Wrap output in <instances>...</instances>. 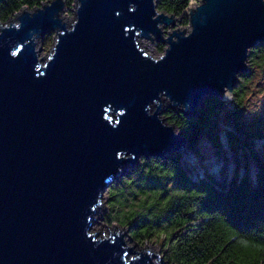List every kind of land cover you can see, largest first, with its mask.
Wrapping results in <instances>:
<instances>
[{
  "label": "water",
  "instance_id": "obj_1",
  "mask_svg": "<svg viewBox=\"0 0 264 264\" xmlns=\"http://www.w3.org/2000/svg\"><path fill=\"white\" fill-rule=\"evenodd\" d=\"M191 1L175 17L156 0H73L67 21L65 1L48 0L0 22V264H166L127 245L128 225L92 224L139 156L185 147L162 112L190 118L208 96L234 104L264 42V0ZM183 15L189 29L164 31Z\"/></svg>",
  "mask_w": 264,
  "mask_h": 264
},
{
  "label": "trees",
  "instance_id": "obj_2",
  "mask_svg": "<svg viewBox=\"0 0 264 264\" xmlns=\"http://www.w3.org/2000/svg\"><path fill=\"white\" fill-rule=\"evenodd\" d=\"M45 1L0 0V22L23 6L33 9ZM64 1L71 6L73 0ZM188 1L156 0V5L177 17ZM179 24H188V17ZM247 64L249 72L239 74L233 88L234 104L208 96L190 118L171 108L164 114L183 133L185 148L195 152L203 136L220 149L221 121L231 125L224 131L234 165L229 177L192 178L179 155H166L141 158L108 188L113 208L107 219L128 225L139 244L160 242L169 264H264V116L253 112L247 118L244 103L250 70H264V42L250 48ZM256 139L263 140L258 149Z\"/></svg>",
  "mask_w": 264,
  "mask_h": 264
},
{
  "label": "rangeland",
  "instance_id": "obj_3",
  "mask_svg": "<svg viewBox=\"0 0 264 264\" xmlns=\"http://www.w3.org/2000/svg\"><path fill=\"white\" fill-rule=\"evenodd\" d=\"M197 1L198 0H193V2L195 3H197ZM63 16L67 19V21H70L72 19L73 17L72 4L71 6L66 5L65 10L63 11ZM180 21L181 20H178L171 27L164 26V31L176 27L177 28L186 27L189 29L188 24L180 25L179 24ZM53 35L54 32L52 31L50 33L41 36V46H40L41 52L39 53V57L44 55L51 48L53 42ZM140 42H141V46L153 57H159L163 53V50L165 48L164 46L163 50H160L159 48L160 43H156L151 40L142 39ZM250 72L252 76L250 81L246 84V94L244 100L246 106L247 118H250L253 112H258L261 116H264V70L251 69ZM165 110L162 112L161 114L162 116H164L166 112ZM229 128H231V125H228L226 122L221 121L220 127L218 129L222 140V147L220 149L212 146L208 141V139L205 136H203L199 141L198 150L196 152L187 150L184 147L179 152H173L165 155H172V156L179 155L180 162L183 168L188 172V174L192 178L196 179L199 177H203L207 173L210 174L216 180H221L225 176L229 177V175L231 174L234 168L232 153L230 152L224 137V131ZM176 130L178 129L176 128ZM261 142H263V140L256 139L254 141L255 143L254 149H258ZM260 152L264 154V151H262L261 149ZM152 157L154 156L149 155V158ZM141 158H144V156L142 155L139 156V158L137 159V163L133 166L138 165L140 163ZM133 166H130L127 169H125L121 173V175L118 176L115 180L125 176V174ZM250 166H251V170H254V166L252 165V163L250 164ZM102 200L105 204V207L102 213L99 216L95 217L96 221L92 226V231L102 232L105 225L110 223H115L117 226H124V224H120L117 221H111L107 219L108 213L110 212V208H113L112 201L109 200L108 188L105 190ZM109 217L111 216L109 215ZM124 241L127 242V245H132V244L135 245V248L143 247L145 244L155 248L163 258L164 262L166 264H169L164 259V255L162 252V245L160 242L155 243V241L151 240L149 242H145L144 244H139L138 242H135L131 238V236L129 235V229H128V236L127 235L124 236ZM155 258H156L155 256L152 255L150 256V261L153 264L155 263ZM159 264H164V263L160 261Z\"/></svg>",
  "mask_w": 264,
  "mask_h": 264
},
{
  "label": "bare ground",
  "instance_id": "obj_4",
  "mask_svg": "<svg viewBox=\"0 0 264 264\" xmlns=\"http://www.w3.org/2000/svg\"><path fill=\"white\" fill-rule=\"evenodd\" d=\"M164 103H165V101H164ZM121 174H119V176H120ZM104 195V194H103ZM103 199V198H102ZM95 221H96V218H95V220L93 221V224L95 223ZM93 224H92V226H93ZM127 243V242H126ZM134 247H135V245H134Z\"/></svg>",
  "mask_w": 264,
  "mask_h": 264
},
{
  "label": "built area",
  "instance_id": "obj_5",
  "mask_svg": "<svg viewBox=\"0 0 264 264\" xmlns=\"http://www.w3.org/2000/svg\"><path fill=\"white\" fill-rule=\"evenodd\" d=\"M191 2H193V0ZM193 3H195V2H193Z\"/></svg>",
  "mask_w": 264,
  "mask_h": 264
}]
</instances>
